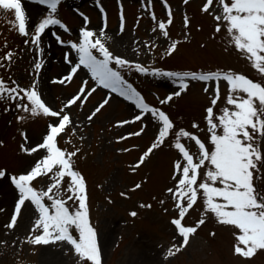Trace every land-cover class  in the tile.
Masks as SVG:
<instances>
[{"label": "rangeland", "instance_id": "374dc122", "mask_svg": "<svg viewBox=\"0 0 264 264\" xmlns=\"http://www.w3.org/2000/svg\"><path fill=\"white\" fill-rule=\"evenodd\" d=\"M205 2L189 0L184 4L183 0H166V7L165 0H152L149 7L148 0H62L54 15L67 26L68 31L59 26H50L42 35L43 52L39 57L35 46L24 42L30 37H23L10 27L13 14L0 18V57L7 51L14 53L10 64L0 61L6 65L0 68V78H4L10 86L14 80L20 87L28 88L34 79H38L42 99L54 110L63 107L84 81H87L86 91L96 88L82 107L78 101L77 105L65 110L70 114L73 125L58 138V145L69 152L79 149L74 157V166L86 180L90 220L97 232L102 264H264V250L251 259L234 255V233L238 230L218 224L211 214L190 238L187 247L165 259L168 249L179 244L181 239L170 222L178 218V212L166 191L175 183L172 180L173 163L181 159L178 151L172 147L174 138L170 137L144 164L133 170L157 133V125L150 114L142 122L120 126L119 122L132 121L140 110L133 101L98 87L83 66L71 83H58L69 75L72 64L78 63V52L71 44L80 42V30L85 27L84 17L89 21L87 28L97 34L104 26L99 4L106 13L105 42L108 49L114 55L138 63L149 71L141 73L135 68H119L115 64H112L113 68L121 72L127 83L150 107L165 111L177 130L182 127L192 131L208 145L204 117L205 109L210 106L214 95L212 84L209 83V92L205 93L204 82L189 81L186 92L174 97L169 104L161 105L160 100L179 91V82L174 77L157 75L155 71L233 70L254 81H259L260 77L232 46L225 26H221V32H215L217 22L213 17L221 12L218 0H213L208 13L201 10ZM22 6L30 28L49 11L46 5L39 4V0H22ZM169 9L173 22L167 26L169 36L164 37L157 24L167 22ZM153 14L156 20L152 19ZM185 16L189 20L187 28L184 25ZM154 28L157 29L155 32ZM173 41L180 43L177 50L168 55L167 49ZM94 54L102 58L99 53ZM66 56L72 64L66 62ZM35 58L43 61L38 77L33 66ZM220 90L221 99L214 109L216 115L227 106L226 82H220ZM106 97L110 98L109 103L88 120L87 117ZM21 115L27 118L18 121L17 117ZM49 122L47 117H30L18 111L14 102H0V170H5L9 177L26 174L44 153L29 155L22 152L20 146H36L42 142ZM193 122L199 124L200 128H191ZM142 125L147 126L142 135H129L139 131ZM22 133L26 134L28 143H25ZM121 137L127 139L122 140ZM182 142L194 157L198 155V147L193 141L184 139ZM50 182V179L41 177L33 182V186L37 190H44ZM137 183L142 186L133 191ZM257 184L264 192V181H257ZM66 187L67 178L60 191L62 198L67 196L64 191ZM121 193H126V196H121ZM17 198V190L10 179H0V242H3L0 243V264H77L78 258L64 243L34 246L26 242L34 220L38 218L31 204L22 209L17 227L11 230L4 227L14 211ZM161 200L165 202L161 204ZM45 203L50 202L45 200ZM140 204H150L151 208H141ZM131 211H136L138 215L132 217ZM202 212L203 202L200 200L186 214L182 223L195 226Z\"/></svg>", "mask_w": 264, "mask_h": 264}, {"label": "snow or ice", "instance_id": "6c2138e0", "mask_svg": "<svg viewBox=\"0 0 264 264\" xmlns=\"http://www.w3.org/2000/svg\"><path fill=\"white\" fill-rule=\"evenodd\" d=\"M62 0H39L40 5H46L49 10L47 15L41 18L31 28L26 12L22 6V0H0V18L12 13L10 27L26 39L25 44L35 46L37 57L43 52L41 47L42 35L50 26H59L68 31L67 26L54 15ZM184 4L189 0H183ZM152 0H148L150 7ZM213 5V0H206L202 12L208 13ZM220 14L214 15L217 22L215 32H221L224 25L230 37V43L240 53L259 75L260 80L254 81L244 74L233 70L210 72H172L155 71V74L165 77H174L179 82V91L168 95L159 101L161 105L169 104L174 97L181 96L189 88V81L204 82L203 91L209 92V83L212 84L214 93L210 106L205 109L204 117L207 124L208 145L192 131L179 128L165 111L156 107H150L144 98L121 75V72L111 67L115 64L119 68H135L138 72L147 73L148 68L138 63L130 62L121 56L114 55L106 46V13L99 6L104 26L99 33L87 28L88 18L84 17L85 27L80 30V42L72 43L71 47L78 52V63L65 57L66 62L72 64L69 75L59 80L58 83H71L81 66L87 69L90 77L98 87L118 93L127 100L133 101L140 110L132 121H121L119 125L142 122L149 114L157 125V133L153 142L139 158L134 166L140 167L146 159L163 146L170 137L174 138V147L181 159L173 163L172 180L173 187L166 189L174 207L178 212V218L171 219L177 235L181 238L179 244L168 249L165 259L173 257L189 245L190 238L194 236L198 228L206 223V217L211 214L220 225L232 226L238 230L234 233L236 243L233 245V254L242 258L251 259L261 250H264V192H261L257 181H264V0H218ZM165 6L167 7L166 0ZM121 31L124 28L123 9L120 11ZM152 19L156 20L155 15ZM172 13L168 10L167 22H158L157 27L164 37H168L167 26L172 23ZM188 17H184V25L187 28ZM157 29L154 28L155 32ZM187 37H185L186 39ZM59 41V37H57ZM180 41H173L167 54L171 55L177 50ZM6 46V45H5ZM147 47V45H146ZM95 53H99L98 58ZM14 53L7 51L0 57V61H13ZM0 62V68L5 63ZM34 71L38 77L43 66V61L35 58ZM226 82L228 93L225 97L226 107L220 109L216 115L214 109L221 99L220 82ZM39 80L34 79L31 86L22 88L16 81H11V86L0 78V102H14L18 111L27 113L30 117L43 116L49 118L46 135L42 142L36 146L25 147L21 144V151L29 155L43 152L39 160L26 174L8 176L5 170H0V179L8 178L17 190L18 198L14 204V211L9 222L4 225L8 230L18 225V219L22 209L31 204L38 218L34 220L30 234L26 242L34 246H47L50 244L64 243L71 248L78 258L77 264H102L101 249L95 228L90 220L88 194L86 180L74 167V157L79 149L74 151L62 150L58 145V138L66 134L68 128L73 125L70 114L65 111L72 106H80L87 97L96 91L93 87L86 91L87 81L82 83L76 94L64 103L63 107L53 109L44 99L39 87ZM83 97V99H82ZM106 97L87 117L91 120L103 107L109 103ZM6 111L8 109H5ZM27 117L21 115L18 121ZM142 125L139 131L130 133V136H140L146 130ZM191 128L199 129L196 122ZM74 130V129H73ZM25 143H28L26 134H21ZM120 139H127L121 137ZM186 139L193 141L198 147V155L193 156L185 143ZM2 144V142H0ZM50 179V184L44 190H37L33 182L38 178ZM67 178V187L64 191L66 198H62L60 191ZM137 183L133 191L141 188ZM126 196V193H121ZM50 203L46 204L44 201ZM203 202L201 218L195 226H185L182 223L186 214ZM165 201L161 200L163 204ZM141 208L151 205H139ZM167 211V209H165ZM130 215L136 217L138 213L131 211ZM38 233V234H35ZM215 235V233H212ZM3 243V242H0Z\"/></svg>", "mask_w": 264, "mask_h": 264}, {"label": "trees", "instance_id": "16d2710c", "mask_svg": "<svg viewBox=\"0 0 264 264\" xmlns=\"http://www.w3.org/2000/svg\"><path fill=\"white\" fill-rule=\"evenodd\" d=\"M111 67H113L112 66V64L110 65ZM134 68V67H133ZM59 147L62 149V150H65V148H63V147H61L60 145H59ZM75 167V166H74ZM75 169H76V167H75ZM45 202V201H44Z\"/></svg>", "mask_w": 264, "mask_h": 264}]
</instances>
